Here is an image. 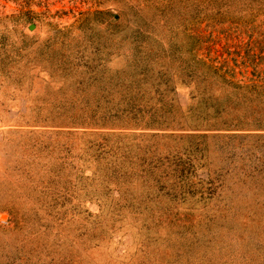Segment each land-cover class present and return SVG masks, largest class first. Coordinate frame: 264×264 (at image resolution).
<instances>
[{"label": "rangeland", "instance_id": "374dc122", "mask_svg": "<svg viewBox=\"0 0 264 264\" xmlns=\"http://www.w3.org/2000/svg\"><path fill=\"white\" fill-rule=\"evenodd\" d=\"M0 264H264V0H0Z\"/></svg>", "mask_w": 264, "mask_h": 264}]
</instances>
